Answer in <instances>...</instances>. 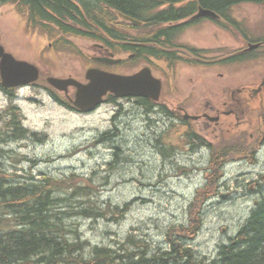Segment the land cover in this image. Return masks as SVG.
<instances>
[{
    "label": "rangeland",
    "instance_id": "1",
    "mask_svg": "<svg viewBox=\"0 0 264 264\" xmlns=\"http://www.w3.org/2000/svg\"><path fill=\"white\" fill-rule=\"evenodd\" d=\"M236 10L242 21L248 19V38H263L264 5L243 4ZM27 28L24 15L13 4L0 6V45L16 59L44 64L40 52L47 42L40 33H30ZM205 28L200 35L207 42L215 28ZM226 39L233 43L234 34L228 33ZM69 41L85 52L83 56H89L86 53L92 40ZM66 52H52L47 58L59 65L64 76L82 77L87 67L83 57ZM44 66L41 69L47 74L48 67ZM120 69L134 70L130 66ZM221 71L245 85L255 84L264 76V55L251 53L250 61L228 65ZM215 72L213 66L179 67L174 85L186 87L192 75L204 77ZM41 86L45 82L14 89L11 102L0 90V135L8 136L11 131L7 127L11 104L28 131V137L22 139L4 138L0 163L15 180L74 178L79 187L88 188L84 193L68 182L67 187H75L66 189V184H61L56 192L67 198L62 206L66 204L76 213L68 221L74 231L70 240L88 242L87 252L95 245L119 250L117 245L127 237L151 251L168 247L166 238L170 236L182 240L197 257L215 259L220 246L237 235L257 204L264 203V147L252 163L228 160L222 170L209 173L206 167L201 168L210 164L207 154L176 155L177 128L167 131L165 127L162 136L158 114H147L126 100L106 103L92 113L75 114L54 104ZM254 119L259 125L258 115L254 114ZM197 196L210 198L196 203L199 210L193 207ZM88 207L103 218L85 217Z\"/></svg>",
    "mask_w": 264,
    "mask_h": 264
},
{
    "label": "flooded vegetation",
    "instance_id": "2",
    "mask_svg": "<svg viewBox=\"0 0 264 264\" xmlns=\"http://www.w3.org/2000/svg\"><path fill=\"white\" fill-rule=\"evenodd\" d=\"M96 2L107 12V15L101 18L98 14L89 17L87 13H82V18L78 19L81 25L76 26L79 30L96 29L97 35L94 39H90L93 45L90 52L86 53L90 61L86 70L88 67H94L110 73L132 75L141 68L149 67L153 75L162 82L159 102L154 103L147 98L126 100L147 114H158L163 127L162 136L165 127H168L167 131L173 127L177 128L175 137L179 149L176 150L178 152L176 155L188 156L195 151L198 156L207 154L210 159L213 152L216 154L222 152L220 155L222 160L249 163L256 160L257 152L264 147V88L260 85L262 81L256 86H245L234 76H228L221 71L228 64H243L245 56L264 49L263 43L256 50H248L249 42L244 46L243 38L239 39L238 36L240 34L243 37L239 28H247L248 19L242 21L236 8L250 4L249 2L239 1L217 12L204 8L199 0H170L169 3L151 8L147 15L135 17L110 6L107 0H96ZM170 6L173 10L187 9V12L174 20L149 21L152 16L167 10ZM90 7L94 6L90 5ZM200 10L210 11L214 15L197 16ZM85 18H91V21ZM205 27L215 28L211 31L207 42L200 35L207 29ZM44 28L60 29L55 24H49ZM100 28H107L108 32H101ZM162 32L166 35L163 36ZM228 33L234 34L233 43L227 42ZM69 38L89 39L73 36ZM69 38L64 41L75 46ZM257 42L259 41L252 43ZM79 51L85 53L81 49ZM114 51H117L116 57L120 59L117 65L111 64V55ZM65 53L67 54V52L62 54ZM125 64L133 67L134 70L120 69L127 67ZM138 65L141 67L137 68ZM211 66L216 70L214 74L209 73L204 77L195 74L189 78L186 87H183V84L179 86L178 83L175 85L173 83L170 89H166V81L163 80L164 70L175 76L179 67L195 69V67ZM84 73L85 69L82 77L64 76L60 73L59 65L54 61L48 68L50 75L75 78L80 82H85ZM67 90L72 94L75 91L73 87H68ZM48 92L52 102L57 106L77 111L62 97L49 89ZM254 114L258 115L259 126ZM214 118L216 120H212ZM233 152L236 153L232 154ZM205 167L208 166L201 168Z\"/></svg>",
    "mask_w": 264,
    "mask_h": 264
},
{
    "label": "trees",
    "instance_id": "3",
    "mask_svg": "<svg viewBox=\"0 0 264 264\" xmlns=\"http://www.w3.org/2000/svg\"><path fill=\"white\" fill-rule=\"evenodd\" d=\"M107 1L110 6L134 17L147 15L151 8L170 2V0ZM239 1L256 4L264 2V0H199L204 8L217 12ZM4 4L15 5L19 13L27 16L31 26L44 28L49 24L57 25L60 29L54 31L62 37L94 39L97 35L95 28L83 30L76 28L81 25L79 20L82 13H87L89 17L98 14L101 18L107 15L96 0H0V6ZM186 10H173L170 6L167 10L152 16L149 21L174 20L185 14ZM86 20L91 21V18ZM100 31L107 33L108 29L102 28ZM162 35L165 36L166 33L162 32ZM65 44L70 45L67 42ZM10 110L11 118L7 127L11 131L8 136L0 135V143L10 138L22 139L27 134L21 125L16 108L11 107ZM2 153L3 149L0 150V156ZM215 165L211 163L213 170L211 169L210 173L219 172V169H214ZM14 178L0 163V264H264V203L257 204L242 226V230L230 238L229 243L220 246L215 259L197 257L190 247L182 245V240L178 242L170 236L166 238L168 247H156L151 251L145 246H137L136 240L127 237L124 243L118 245L119 250L95 245L87 252L85 247H88V242L70 240V234L74 231L71 230L69 222L72 221L73 213H76L70 212V206L66 204L62 206L67 198L56 194L61 184H66V189L78 186L74 178L65 181L51 180L44 176L36 182ZM68 182L75 186L67 187ZM79 188L84 193L88 191V188ZM201 198L197 196L194 201L193 207L196 209L199 208L196 203L202 204L203 201L210 199ZM84 214L89 219L95 216L103 218L101 213L91 207L84 209Z\"/></svg>",
    "mask_w": 264,
    "mask_h": 264
},
{
    "label": "water",
    "instance_id": "4",
    "mask_svg": "<svg viewBox=\"0 0 264 264\" xmlns=\"http://www.w3.org/2000/svg\"><path fill=\"white\" fill-rule=\"evenodd\" d=\"M201 12L198 15H211L208 11ZM0 76L3 88H13L35 82L39 77V70L32 64L15 60L0 46ZM150 78L151 75L145 71L134 76H119L91 69L86 73V79L89 81L87 85L72 79L48 78L47 81L60 91L66 92L69 86L76 87L75 99L71 102L80 110L91 111L102 102L107 92L116 97L146 96L157 100L160 87L159 84H150Z\"/></svg>",
    "mask_w": 264,
    "mask_h": 264
},
{
    "label": "bare ground",
    "instance_id": "5",
    "mask_svg": "<svg viewBox=\"0 0 264 264\" xmlns=\"http://www.w3.org/2000/svg\"><path fill=\"white\" fill-rule=\"evenodd\" d=\"M119 48H121V46H120ZM116 50H117V49H116ZM116 65H117V64H116ZM125 65L127 66V64H125ZM108 66H109V65H108ZM102 67H103V66H102ZM199 139H200V138H199ZM227 149H228V148H227ZM221 151H222V150H221ZM224 152H225V151H224ZM194 153H195V151H194ZM213 153H214V152H213ZM213 153H212V154H213ZM221 153H222V152H219L218 154L214 153V155H213V157H212V159H211V161H210V164H209V165H208V164L206 165V166H208L206 170H208L209 173H210V171L213 170V169L211 168V163H214V165L216 164V165L214 166V169H215V168H217V169H219V170H222V169H223L222 167L224 166V164H223V163H224V160H222V158L220 157ZM226 158H228V157H226ZM219 163H220L221 165L218 166ZM211 169H212V170H211ZM220 175H221V174H220ZM188 177H189V176H188ZM206 181H207V180H206ZM209 200H210V199H209ZM85 207H87V206H85ZM120 207H121V206H120ZM115 211H116V210H115ZM99 218H102V217H99ZM248 218H249V217H248ZM247 220H248V219H247ZM241 230H242V229H241ZM198 231H199V230H198ZM124 242H125V240H124ZM124 242H122V243H124ZM119 244H121V243H119ZM119 244H118V245H119ZM118 245H117V246H118ZM223 245H224V244H223ZM96 246H99V245H96ZM102 246H103V245H102ZM104 246H107V245H104ZM108 247H109V248H112V247H110V246H108ZM165 250H166V249H165ZM197 254H198V253H197ZM208 261H210V260H208Z\"/></svg>",
    "mask_w": 264,
    "mask_h": 264
}]
</instances>
